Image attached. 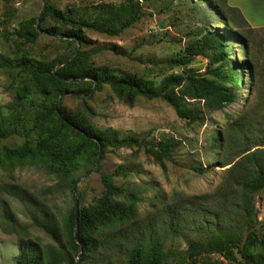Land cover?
<instances>
[{
  "label": "rangeland",
  "instance_id": "rangeland-1",
  "mask_svg": "<svg viewBox=\"0 0 264 264\" xmlns=\"http://www.w3.org/2000/svg\"><path fill=\"white\" fill-rule=\"evenodd\" d=\"M138 1L142 5L140 20L119 35L87 31L95 43L84 49L99 50L92 55V62L119 73L147 75L157 83L164 69L166 74L184 69L204 73L213 60L211 53L195 56L186 67L168 69L161 62L185 54L205 30L227 31L213 1ZM124 2L0 0V59L27 55L52 62L72 55L67 43L40 29L41 24L54 25L48 16L49 6L93 20L104 16L103 6L118 8ZM32 18H37L40 36L36 42L26 43L16 32ZM234 28L248 39L244 45L229 38V58L238 63L242 86L233 103L220 110L204 109V125L180 118L162 99L137 97L128 104L108 85L94 89L84 97L86 100L75 95L60 98V105L84 113L99 130L112 128L122 134L139 135L147 142L168 140L177 145L163 164L143 147L108 148L94 172L79 182L75 195L80 207L89 206L104 190L102 175L124 167L128 175H115V183L139 198L136 218L107 230L104 244L87 264H127L139 238L145 244L155 238L166 251L182 253L190 242L206 246L217 235L230 234L243 242L251 229L258 234L264 232V192L251 195L257 221L248 226L242 212V184L257 175L248 153L258 151L264 160V29ZM45 101L46 94L28 75L19 69L0 67L2 112L26 118ZM22 141V137L14 136L1 141L0 148ZM194 167L202 168V172ZM85 174L80 170L74 176L78 180ZM72 189L69 180H61L38 166L12 171L0 168V264H15L22 247L29 243L66 248L63 221L74 208ZM204 249L202 258L212 263L243 264L239 256L234 262ZM81 254H70L66 264H79ZM169 256L165 264H188L185 257Z\"/></svg>",
  "mask_w": 264,
  "mask_h": 264
},
{
  "label": "trees",
  "instance_id": "trees-1",
  "mask_svg": "<svg viewBox=\"0 0 264 264\" xmlns=\"http://www.w3.org/2000/svg\"><path fill=\"white\" fill-rule=\"evenodd\" d=\"M212 1L227 31L205 30L197 35V40L185 54L161 62L168 69L186 67L195 56L211 53L213 60L209 67L202 74L189 69L166 74L167 69H164L158 83L147 75L119 73L108 66H97L91 57L99 50L84 49L95 43L87 31L117 36L138 22L142 16V5L138 0H126L118 8L103 6L104 16L93 20L49 6L48 16L54 25L41 24L40 29L67 43L72 55L78 44L81 49L71 59L72 55L52 62L27 55L0 59V67L19 69L46 94V101L29 117L6 114L0 110V142L14 136L23 138L19 145L0 148V168L12 171L19 167L38 166L61 180H69L70 187H73L77 181L74 175L80 170L87 173L96 164L100 146L102 154L108 148L143 147L159 164L170 159L171 152L177 147L174 141L151 143L136 134H122L112 128L99 130L84 113L72 111L59 103L56 107V102L59 96L64 97L70 92L79 93L86 100L84 97H88L94 89L101 90L108 85L128 104H133L137 97L162 99L174 108L180 118L204 125V109L220 110L236 100L237 91L242 86V75L236 66L238 63L230 61L229 38L247 45V37L234 27H250L239 9L229 6L227 0ZM36 24L37 18L24 21L16 35L26 43L36 42L40 36ZM201 102H204V107ZM257 152L247 156L257 167V175L242 184V212L248 226L257 221L251 195L264 192V160ZM193 169L202 172L200 167ZM128 173L124 167H119L115 173L102 175L104 190L100 198L94 204L80 207L77 222L79 244L75 238L73 208L63 221L68 239L66 248L59 250L29 243L22 247L15 264H66L70 254L79 252H82L79 264H87L90 256L97 254L100 245L104 244L103 235L107 230L120 227L138 214V196L117 185L114 180L115 175L126 176ZM133 245L127 264H165L169 255L185 257L188 264H216L202 258L204 248L229 261L235 262L239 256L243 264H264V232L258 234L256 229L249 230L243 242L230 234L217 235L206 246L190 242L188 249L182 253L166 251L164 244L155 238L148 239L146 244L139 238Z\"/></svg>",
  "mask_w": 264,
  "mask_h": 264
},
{
  "label": "crops",
  "instance_id": "crops-1",
  "mask_svg": "<svg viewBox=\"0 0 264 264\" xmlns=\"http://www.w3.org/2000/svg\"><path fill=\"white\" fill-rule=\"evenodd\" d=\"M227 3L239 9L252 28L264 29V0H227Z\"/></svg>",
  "mask_w": 264,
  "mask_h": 264
},
{
  "label": "water",
  "instance_id": "water-1",
  "mask_svg": "<svg viewBox=\"0 0 264 264\" xmlns=\"http://www.w3.org/2000/svg\"><path fill=\"white\" fill-rule=\"evenodd\" d=\"M78 50H79V44H78L77 49L75 50L74 54L69 59H71L78 52ZM61 65L62 64H60L59 66H61ZM54 72H56V68L54 69ZM65 95H75V96H79V97L81 96V94L75 93V92H70V93H67ZM62 96H59V98L57 99L56 107H57L59 100ZM102 153H103V148H102V146H100L99 156H98L96 164L93 166L92 169H90V171H88L82 178H79L73 185L72 196H73V200H74V212H75V221H76L75 238H76L78 244L80 243V241L78 238V224H77V222H78V216H79V211H80V208H79L80 204H79V200H78L77 196L75 195V190L77 189V186H78L80 181H82L83 179H86L90 174H92L94 172V169H96V167L100 163Z\"/></svg>",
  "mask_w": 264,
  "mask_h": 264
}]
</instances>
